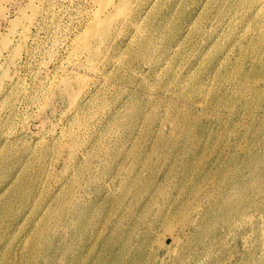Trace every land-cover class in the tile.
I'll list each match as a JSON object with an SVG mask.
<instances>
[{
	"label": "rangeland",
	"instance_id": "374dc122",
	"mask_svg": "<svg viewBox=\"0 0 264 264\" xmlns=\"http://www.w3.org/2000/svg\"><path fill=\"white\" fill-rule=\"evenodd\" d=\"M5 1L1 46L29 2ZM96 1H50L0 98V264H264V0L132 3L73 60Z\"/></svg>",
	"mask_w": 264,
	"mask_h": 264
},
{
	"label": "bare ground",
	"instance_id": "6f19581e",
	"mask_svg": "<svg viewBox=\"0 0 264 264\" xmlns=\"http://www.w3.org/2000/svg\"><path fill=\"white\" fill-rule=\"evenodd\" d=\"M10 1H12V0H10ZM50 1L51 0H29L25 9L23 8V10H21V11H20V9H18V11H20V17L17 16V17H15L16 20L15 19H14V21L12 20L13 21L12 27H11V30H9V32L12 34L11 37L8 35H7V38H5V39L2 37L4 40L3 41L4 43H1L2 46L0 45L1 46L0 47V98H1V101L2 100L6 101V102L8 101L10 103V105L8 107H6L8 105L6 103H5L6 106L3 105V107L8 108L7 110L10 109L9 115L14 114L15 109H17V108H15V106L17 105L15 102H19L20 101L19 99L21 98V94L19 91V87L21 86L19 83L20 82L19 78H21V77L15 75V72L12 74V71L16 69L18 64H20L19 62H21V61H19V58L21 57V54L24 51L28 54L29 46L32 47L31 45L36 44V46L38 47L40 45L38 43V40L36 38H33L32 33H33L34 29H36V28L38 29V27L40 25H43L41 23L43 21V18L46 21L45 15H48L49 12H52L51 9L53 7H52ZM203 1H205V0H100L99 4L96 1V3L98 4V7H97L96 11H94L95 13L89 15L90 17L88 16L89 18L87 20L85 27L76 34V36L74 37V40L71 42L72 43L71 47H70L71 57L70 56L69 57L72 59H73L72 56H74V58H77V57L79 58V56H81L82 54L84 55V53H89L92 51H95L96 53H98L102 49V47L106 44V42L115 33V31H116L115 30V26H116L115 23L117 22V20L120 16L125 15V18L127 20H129V19L131 20L137 15V13H135L132 10V6L134 5V4L132 5V3H141V4L149 3L151 5H156L155 3L159 4V2H161L162 7L160 9L162 10V12L160 14L163 17H165V18L171 17L172 18L173 15L175 14L176 16H178L179 20L188 22V20H192L193 18H197L199 16V13H200L199 9L201 6V2H203ZM229 1H232V0H229ZM7 2H9V1H7ZM184 5H193L194 8L189 10V11L182 8L179 12H177V10L180 7H183ZM133 7H135V6H133ZM163 8L165 9V11L163 10ZM147 14H149V12H147ZM161 15H160V17H161ZM144 17H145V14H144ZM148 17H150V16H148ZM48 18H50V17H48ZM141 20H143V19H141ZM45 24H47V23H45ZM117 33H118V31H117ZM5 37H6V35H5ZM10 53H11V56L9 55L10 57H8L7 59L3 58V59H5L4 62L1 61V59H2L1 57H3L4 54L6 56H8V54H10ZM68 55H70V54H68ZM70 58H69V61H71ZM87 58L88 57L86 56V59ZM86 59H84V60H86ZM93 59H95V57L90 58V60L88 59V62H91V60H93ZM84 60H83V62H84ZM78 63H81L82 65H84L80 61ZM86 64L87 63H85V65ZM30 66H31V64H30ZM87 66H88V64H87ZM84 68H86V67H84ZM78 77H80V76H78ZM78 77L76 79H78ZM62 80H63L62 83L67 88L72 87L73 80L71 78H62ZM82 81L84 83V79ZM80 100H81V98H80ZM3 101H2V103H3ZM14 103H15V105H14ZM5 108H4V110L2 109L3 112L6 110ZM3 112L1 113V115L4 114ZM16 114H17V110H16ZM4 115L6 116L7 114L5 113ZM13 116H14V118L17 117V115H16V117H15V115H13ZM9 119H10V117H9ZM10 120H9V122H12ZM1 121L2 120L0 119V142L2 143L3 147L5 148V147L10 146V142H14V141H10V139L6 135L7 129L11 128L13 123H11L12 125L11 124L8 125L7 122H3V121L1 122ZM8 132H9V130H8ZM38 143H39L38 145L40 146V142H38ZM0 147H2V146H0ZM19 163H20V161H19Z\"/></svg>",
	"mask_w": 264,
	"mask_h": 264
}]
</instances>
